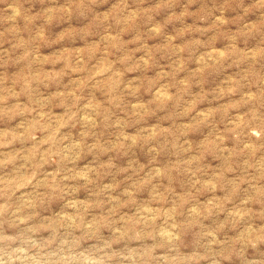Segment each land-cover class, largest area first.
Listing matches in <instances>:
<instances>
[{
	"label": "rangeland",
	"instance_id": "obj_1",
	"mask_svg": "<svg viewBox=\"0 0 264 264\" xmlns=\"http://www.w3.org/2000/svg\"><path fill=\"white\" fill-rule=\"evenodd\" d=\"M0 264H264V0H0Z\"/></svg>",
	"mask_w": 264,
	"mask_h": 264
}]
</instances>
